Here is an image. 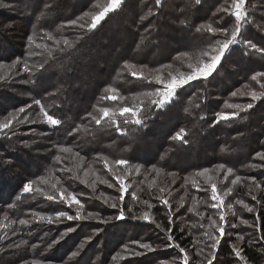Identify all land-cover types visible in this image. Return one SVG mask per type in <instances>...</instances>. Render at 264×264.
Instances as JSON below:
<instances>
[{"label":"trees","instance_id":"16d2710c","mask_svg":"<svg viewBox=\"0 0 264 264\" xmlns=\"http://www.w3.org/2000/svg\"><path fill=\"white\" fill-rule=\"evenodd\" d=\"M108 1L0 0L8 5L0 7L1 21L16 16V21L13 19L8 27L7 40L10 42L4 40L9 47L8 59L0 53V61L6 60L10 64L18 60L24 86L31 93L23 99H13L7 88L19 83L0 78V97L11 102L1 106L0 123L9 112L23 107L22 101L27 100V106L34 99L41 100L46 111L61 120L60 125L48 124L45 117L36 115L39 106L32 105L27 112L31 113L29 120L35 119L34 124L39 126L38 134H35L37 139L19 130L15 135L9 131L8 140L0 137V159L5 161H0V220L9 221L2 228L6 231L2 236L5 238L0 240L9 248L4 252L11 251L13 255L14 249L19 252L20 247L10 248L8 245L26 241L22 246L25 254L15 258L27 260L26 264H120L121 259L115 255L126 251L129 240L132 241L129 247L136 249H141L134 243L136 241L168 242L154 239L152 230L156 225L174 237L171 243L192 251L193 264H198V244L193 232L201 226L190 227L189 222L194 218L181 219L184 213L176 215L174 209L182 210L185 201L181 197L185 195L186 199L201 197L204 203L210 204L206 191L199 194L186 182L195 168L206 164L204 159L199 160H202V150L209 145L219 158L216 163L225 167L220 171L224 187L235 186L239 192V185L246 183V177L261 181L260 187L253 191L260 203L250 198V206L255 208L249 215L254 220L256 239L244 236L237 249H242L247 264H264V241L259 240L264 234V167L258 172L252 167L262 163L255 153L263 150L264 97L245 111L241 106L235 107L241 105L243 99L232 97L230 93L233 85L247 82L255 72L264 71V54L252 51L244 44L245 40H250L264 48V0H245L247 18L241 22L238 42L230 47L218 68L208 78H200L179 88L172 100L164 105L152 103L160 100V96L146 95L161 93L165 89L158 82L157 75H162L167 82L173 72L170 74L164 67L171 64L180 70L187 67L186 61L176 58L180 53L196 59L195 64L205 59L202 51L217 47V40L225 38L222 33L210 32L208 26L227 27L229 32L235 26V18L223 11L232 0H199L198 3L196 0H162V6H157L155 0H123L117 11L89 31L87 26L92 15L107 6ZM29 3H34L32 8ZM12 7L17 12L13 13ZM71 20H77L78 24L70 25ZM79 24L85 27L81 28ZM201 25L204 28L197 31ZM48 35L53 39H47ZM30 36L33 42H29ZM64 39L69 41L68 45L63 43ZM19 40H22L21 49L15 50L14 41ZM57 40L59 44H56ZM25 64L30 71L23 70ZM40 64H44L43 69ZM152 70L153 73L148 75ZM133 72L136 76L132 75ZM111 95H116L117 100L106 98ZM104 107L111 110L109 117H102L100 109ZM121 107L139 108L140 111L135 116L131 113L121 116ZM89 113L101 118V123L97 125ZM218 113L238 115L220 120ZM23 115L14 119L13 124ZM136 119H140L141 124H136ZM181 130L183 139H175ZM35 140H41V143ZM27 143L32 144L28 147L30 150L37 152V156L27 153V160L34 158L35 167L28 165L26 159L22 166H14L13 159L22 160L19 151L26 152ZM62 148L71 151L64 152ZM56 156H60L59 161ZM121 159H126L128 164L117 166L115 162ZM182 160H194V164L189 169L177 168V163ZM111 164H115V168ZM12 166L13 172L10 171ZM228 168L233 170L232 173H226ZM117 171L122 173L116 174ZM236 176L241 180L232 184ZM116 177L129 185L121 202L109 187L112 184L118 190ZM102 179L108 183L104 184ZM29 181H34L33 191L25 193L23 186ZM88 184L95 187L94 193L88 189ZM178 187L179 190L174 191ZM185 187L187 194L183 195ZM62 191L65 195H77L82 202L85 200L84 210L61 201ZM81 192L86 198L81 197ZM133 194L138 199L134 200ZM49 195L54 199L49 200ZM165 199L174 213L171 216L162 203ZM113 202L118 207L109 213L108 207ZM120 207L125 212L123 220L111 219L106 223L97 219L60 218L59 223L48 220V217L55 220L59 211L75 216L78 210L81 216L91 212L99 213L102 219L115 217ZM128 208L132 209L131 213ZM211 212L208 206V214H199L202 217L200 223L204 225L202 229L215 227L211 223L215 219L208 218ZM145 213L148 220L133 218ZM178 216L179 220H176ZM21 219L29 223L21 225ZM227 219L230 222L224 224L225 233L235 229L230 226L232 224L239 227L233 231L236 234L245 230L238 224L239 216ZM69 228L75 230L68 232ZM205 240L204 248L208 252L211 242ZM235 241L234 236L221 238L214 253L218 260H213V264H237L231 246ZM82 244L83 248L80 247ZM172 248L179 252L178 248ZM78 249L79 254L70 259L72 252ZM10 258L5 256L0 260L6 264Z\"/></svg>","mask_w":264,"mask_h":264},{"label":"rangeland","instance_id":"374dc122","mask_svg":"<svg viewBox=\"0 0 264 264\" xmlns=\"http://www.w3.org/2000/svg\"><path fill=\"white\" fill-rule=\"evenodd\" d=\"M34 3H29V7L32 8V4H34ZM108 3H109V1H108ZM26 7H28V4H26ZM12 9H13V13L17 12L16 8L12 7ZM15 17L16 16H14L13 18H10V17L9 18H4L3 17L4 21H1V19H0V51H1L0 53H1L2 56L6 57V59H8L7 56L9 54L7 53V50H8L9 47L4 42V40L9 39L8 36H7L8 35L7 32L9 31L8 27L13 22L12 20L13 19L15 20ZM24 23H26V21H24ZM17 24L19 25V23H17ZM26 25H27V27H29L28 23H26ZM229 34H230V32H229ZM8 42H10V41H8ZM14 43H15V50L21 49L22 40H19L18 42L14 41ZM214 48H216V46L209 47L208 50H203L202 52H205V54H206L205 55V59H200L198 64H195V62H196L195 60L196 59H194L193 57H189L186 54L181 56V53L179 55H177L176 58H179L178 60H180L182 62H185V61L187 62V67H184L183 70H180L179 68L175 67V64L174 65L171 64L170 65L171 67H164V69H167L168 71H170V74H171V72H173L171 74L172 76L170 77V80L173 77H179L181 74H187V73H190L191 71H193L198 65H200L201 61H204V60H207V59L210 58ZM153 70H155V69H153ZM153 70L148 75L152 74ZM155 71L157 72V70H155ZM139 73H141V72L139 71ZM161 76L157 75V78L159 77L161 79H164V77H161ZM165 76L168 77L169 75H165ZM0 78H3V79L10 78V79L14 80L13 81L14 83H17V82L19 83V85H14V86L12 85V87L7 88L9 96L12 97L13 99H17V98L23 99V97L31 94V93H29L30 92L29 89H27L24 86V84H25V82L23 81L24 76L22 74L21 66H20L18 60L17 61H13V63H10V64L7 63L6 60L4 62L0 61ZM190 82H192V81H190ZM260 82L264 83V77L260 78ZM183 86L184 85L180 86L179 88H181ZM179 88H177L175 90V92H174L172 97L160 96V100L161 99L164 100V103L160 104V105H164V104L169 103L172 100V98L174 97L176 91ZM232 88H233V90L230 92L231 95H232L233 92L237 93L235 96L232 95V97H241L243 99V102L241 103V105H239V107L241 106L240 108H245L248 103L254 104L255 102H258V101H260L263 98L262 97L260 100H256V101L252 100L251 92L253 90H255L257 93H260V92H264V89H261L259 83H257L256 81H253L251 78L247 82H243L241 84L233 85ZM164 92H165V89L162 90L161 93H164ZM4 99H5V97L4 98L2 96L0 97V108H1V106H7V105H9L11 103L10 101H8V100L5 101ZM22 102H23V107L26 106L27 100H24ZM15 110L13 112H15ZM13 129H14V131L19 130L22 134H32V138L33 139H37L35 134H38L39 126L37 124H34V123H27V122L20 123L19 120H18V122L13 124ZM8 132L9 131H7L6 133H0V135H1L0 137H2V136L6 137V139L8 140V138L10 137V135H9L10 133H8ZM35 142L41 143V140H39V141L35 140ZM261 142L263 143V144H261V146H263V150L262 151H264V139H262ZM30 145H32V144L31 143L25 144V147H27V148L24 149V150H26V152H23L22 150L19 151V155L18 156H22V158L20 157L22 160H19V158L18 159H13V161L15 162L14 166H22L24 164L25 159L27 160V158H28L27 153L28 154L31 153L33 156H37V152L32 151V150H30V148H28V147H30ZM202 151H203L202 160H199V161H203V159H204V162H206V164L204 166L195 168L194 171L192 172V174L189 175V177L186 179L187 180L186 182H188L187 184H188L189 187L193 188L194 191H197L199 194L203 193L204 191H206L208 193L207 197H208V199L210 201V204L207 205L206 203H204V200L201 199L200 196H199L200 199L199 198H194L192 196H190L189 199H186L187 195H185V196L181 197V200L185 201V206L182 208L181 211H179L178 208H175L174 211L176 212V215L180 214V212H183L184 216L180 217L181 219H183V217L185 218V217L192 216L194 218V220H191L189 222L190 227L191 226L194 227V226H197V225L200 226L201 225L200 222L202 221L201 220L202 217L199 214L200 213L201 214H203V213L208 214L207 213V208L209 206V208L213 212H211V214H210V216L208 218L211 217V219L213 218V219L217 220L218 223H223V225H224L228 221L227 217L230 218L232 216H239L238 224H240V228L243 227L245 229V230L240 231L241 232L240 235L249 236L250 239H253V240L256 239V235L253 233L254 232L253 231V227H249L248 225L241 223V220H248L249 223L252 224V223H254V220H251L252 218H250V215H249L250 213L247 212V210L243 207L242 204L236 203L237 200H243L244 203H247V204L251 205V201H250L251 200L250 199L251 196L248 193L251 190V192L253 194V191L257 188L256 185L254 183H252L250 180L246 179V183L245 182H241V184L239 185L240 186V191L239 192H237L235 190V186L234 187L228 186L227 188L224 187L223 186V184H224L223 180L224 179L221 176V174H220L221 172L220 171L224 170L225 167L223 169H219L217 167L218 165H223V164L216 163V158H218V157L213 154V152L210 149L209 145L207 146V148H205V150H202ZM259 152H261V151H259ZM33 159L34 158L27 160V162H28L27 164L31 165V167H33V166L35 167V163L32 161ZM0 161L1 162H5L4 159H0ZM193 161L194 160H189V161L182 160L181 162L177 163L178 164L177 168H180V169L188 168L189 169L190 168L189 166L194 164ZM9 163L10 162L7 161V164H9ZM14 166L11 167L12 168L10 170L11 172L14 171L13 170ZM121 166H125V165H121ZM111 167L115 168V164L114 165L111 164ZM253 168H254V170L256 172H258L257 170L260 167H253ZM205 169L208 170L206 173L204 171ZM106 171H108V170H106ZM225 171L227 173L226 169H225ZM121 173H122L121 171H117L116 172V174H121ZM111 174H112V172H111ZM99 180H101V179H99ZM103 181H104V179H102V182ZM256 182L259 183V185H260L261 181L259 179H256ZM124 183H125V186L128 188V186H129L128 182L125 181ZM104 184H106V183H104ZM204 184H206V185H204ZM212 184H215L217 186V194L220 195L221 198L224 201L223 205H221L219 210L214 209V208L211 207V204L214 202L211 199V196H212L211 185ZM89 185L90 184L87 185L88 189L91 188L90 190L94 193L95 187L89 186ZM245 185H247V186H245ZM203 186H205V187H203ZM118 188H119V186H118ZM229 188L232 189V192L230 194L225 195V193L227 192V189H229ZM110 189L113 192H115V194H117L118 196L121 195V193L117 190V188L110 187ZM178 190H179V187L177 189H174V191H178ZM186 192H187V188L183 192V195L187 194ZM84 196H85V194L83 192H81V197L82 198H86ZM100 196H103V195L100 194ZM105 197H107V196H105ZM79 200L81 201V199H79ZM104 200H105V198H104ZM119 202H121V201L119 200ZM85 203H86L85 200H84V202L81 201L82 207L80 205H75V204H73V205H75L76 208L79 209V210H82V209L84 210V204ZM229 204H231L230 208L228 207ZM108 212L112 213L113 212V208L112 207H108ZM221 212L225 216V221L224 222H220L219 221V215L221 214ZM242 214H245V215H243L244 216L243 218H240V216ZM179 216L177 217L176 220H179ZM139 217H142V216H139ZM7 222H9V221H6L5 219H1L0 220V236L1 237L6 234V231H2V228L4 227V225L7 224ZM228 222H230V220ZM203 227H204V225H203ZM236 228H239V227L236 225L235 229ZM162 229L163 228H161L159 226L156 227V225H153L152 233H153L154 239H156V240L157 239L158 240L161 239L163 241L167 240L168 232L164 231ZM235 229L229 230L228 232L225 233V235H227V236H234L236 238V241L231 245L232 248H234V247L237 248L238 245L241 242L238 239L239 234H236V233L233 232ZM193 233H194V240L196 241V244H198L197 245L196 254H197V252H199V250L201 248H203L204 252H205V255H207L209 253V251L206 252V250L204 248V244L207 243V240H205V238L208 239V236H206L205 233H209L211 235L218 236L219 235L218 229L216 228V226L213 227L212 229L210 227L209 230L208 229H204V228L202 229V227H199V230L196 231V232H193ZM128 240H129V238H128ZM131 242L132 241H130V240L128 241L127 246H126V248H127L126 251L117 253L115 255V257H118V258L121 259L120 264H181V261H180L179 257L182 254L177 252L172 247H166L165 246V245L170 243L169 241L167 243H163L162 242L161 244L153 242V244H151V245L155 249L154 251H146L145 249H142V248L141 249H136V248L131 247V246L129 247ZM208 242L210 243L211 241L208 240ZM19 244H20L19 252H21V253H19L18 250L16 251L14 249V252H13V255H12L11 251L6 253L9 248H7V246L5 247L4 244L2 242H0V258H4L5 256L9 257V258L11 257L10 260H8V262L6 264H26L27 263V260L26 261H24V260H15V258L20 256L22 253L25 254L24 253V247H22L23 244L22 243H19ZM157 246H159V247H157ZM15 248H17V247H15ZM4 251H6V252H4ZM133 251H138V252H141L143 254L142 255H132L131 253ZM187 251H188V254H189L190 258H191V264H193V256H192L193 252L190 251V250H187ZM215 251H216V248L215 249H211L212 254H214ZM2 252H4V253H2ZM27 255L28 256L30 255L29 252L27 253ZM205 255H198L199 256L198 264L202 263V262L204 264H207V261L205 259ZM234 255H235V253H234ZM214 256H215L214 260H218V258L216 257L215 254H214ZM162 257H165V259H161ZM236 258H237L236 259L237 260V264L238 263L243 264V262L238 257H236ZM0 264H2V260H0ZM42 264H57V263H55V262H44Z\"/></svg>","mask_w":264,"mask_h":264},{"label":"snow or ice","instance_id":"6c2138e0","mask_svg":"<svg viewBox=\"0 0 264 264\" xmlns=\"http://www.w3.org/2000/svg\"><path fill=\"white\" fill-rule=\"evenodd\" d=\"M196 2L198 3L199 0H196ZM123 3V0H109V3L107 4V6L103 7V9L99 12H96L94 15H92L91 18V23L87 26L88 30H94L97 28V26L100 24L101 21H104L106 18L109 17L110 13H113L115 11H117V9H119L121 7ZM155 4L157 6H162V0H155ZM8 5H4L2 3H0V7H7ZM223 11L225 13H228V15L233 16L235 18V26L232 28L230 34H229V29L227 27H217V28H212L211 25L208 26V30L210 32H212L213 34L215 33H222L224 35V39L223 40H217V47L213 49L212 55L210 56L209 59L201 61L200 65H198L193 71H191L190 73L187 74H181L179 77H173L170 81L165 82L164 79L161 78H157L158 82L164 85L165 88V92L164 93H160L159 91L155 92V93H148L146 95H156V96H164V97H172L175 90L177 88H179L182 85H186L188 84L190 81H194L200 78H208L217 68L218 66L221 64L222 59L225 57V54L228 52V50L230 49V47L234 44H236L238 42V37L241 34V28H242V24L241 22L246 20V5H245V0H232V3L229 5V7L224 8ZM85 15H88V13H85ZM69 24L72 26H76L78 24L77 20H71L69 21ZM81 28H84L85 25L83 24H79L78 25ZM204 28V25H201L200 28L197 29V31H201ZM29 42H33V38L30 36L29 38ZM47 39L52 40L53 37L51 35L47 36ZM56 44H59L60 41L57 40L55 41ZM63 43L65 45L69 44V41L67 39H64ZM245 46L255 52L264 54V48L258 47L255 43H252L250 40H245L244 41ZM36 47H41V45H36ZM46 47V46H45ZM51 54V53H49ZM184 53H181V56H183ZM206 55V54H205ZM167 67H171L170 65ZM40 68H44V64H40ZM24 71H30L29 67L27 64L24 65L23 68ZM133 76H136V73L133 72L132 73ZM264 77V71H257L255 72L254 75H252L251 79L253 81H256L257 83H259L260 88L264 89V83L260 82V78ZM237 93L233 92L232 95L235 96ZM262 97H264V92H260L257 93L255 90H253L251 92V98L253 101L256 100H260ZM107 99H110L112 101H116L117 100V96L116 95H111L109 97H106ZM153 104H163L164 100H153L152 101ZM32 105H37L39 106V112L36 113V115H42L43 117H45L46 122L48 124H51L53 126L56 125H60L61 124V120L58 118H55L54 115H51L48 113V111H46L45 107L43 106V104L41 103V100L39 99H34L32 104L27 105L26 107H20L18 109L15 110V112H9L7 114V117L5 118L4 122L0 123V133H6L7 131H11L12 135H15V131L13 130V120L17 119L20 114H25L23 115L22 119L19 120L20 123H35L36 120L32 119L29 120V116L31 115V113L27 112V109L32 108ZM253 104L252 103H248L246 105V107L243 110H248V109H252L253 108ZM235 107H239V105H236ZM101 113H102V117H109L110 115V109L107 107H104L102 109H100ZM140 111L139 108H132V107H121L119 109V114L121 116L127 114V113H131L132 115H136V113ZM113 115H115V113H112ZM90 116H92L91 113H89ZM218 119L220 120H228L230 118H232V116L238 115V113H233L231 114V116L223 114V113H218ZM92 119L95 120V123L97 125H99L101 123V118H97L96 116H92ZM113 123H115V121H113ZM136 124H141V120L140 119H136L135 120ZM117 127H119L117 125ZM175 139H183V130H181L180 133H177L176 137H174ZM61 151L64 152H70L71 149L68 148H62ZM77 155H79L77 153ZM255 157L258 158L259 161H261L262 163L259 165H252V167H264V151L261 152H256L255 153ZM55 159L57 161L60 160V156H56ZM107 163V162H105ZM117 165H127L128 161L126 159H121L115 162ZM219 169H223L224 165H218L217 166ZM139 169H137L138 171ZM205 173L208 171L207 169L204 170ZM232 169L228 168L227 169V173H232ZM227 178V177H226ZM245 179L250 180L252 183H254L256 185L257 188H259V183L256 182V178L255 177H246ZM117 182L119 183V188L118 191L121 193V195L119 196V200L123 201L125 198V193H127L128 189L125 186V183L123 181V179H121L120 177H116ZM241 180L240 176H236V178L231 182L232 184H236L237 182H239ZM33 183L34 181H29L27 183L24 184L23 186V190L25 193H30L33 191ZM103 183H108V181H103ZM92 186V185H89ZM112 184H109V187H112ZM53 187H55L53 185ZM39 190V189H37ZM232 192V189L229 188L227 189V192L225 193V195L230 194ZM211 199L212 201H214L211 204V207L214 209L219 210L221 205H223L224 201L221 198L220 195L217 194V186L215 184L211 185ZM251 196V199L253 201H256V203H260L259 200H257L256 195H253L251 190L248 193ZM132 198L138 199V197L133 194ZM49 200H53L54 197L49 195L48 196ZM60 200L63 202H66L69 206H72L73 204L75 205H81V201L77 198V195L73 194V193H67V195L64 194V192H61V196H60ZM108 201L105 200V203H107ZM147 203V202H145ZM162 203L165 205L166 209H167V214L169 216L173 215L174 213L171 210V205L169 204L168 200H163ZM236 203L238 204H242L243 207L247 210V212L249 213H253L255 211L254 206H250L247 203H244L243 200H237ZM151 207V205H149ZM112 208H117L118 205L117 203L113 202L111 204ZM228 207H231V204L228 205ZM127 211L129 213L132 212L131 208H128ZM56 219L53 220L52 217H48L49 222H56L59 223L61 222L60 218H65L67 220H78V219H97L100 220L103 223H106L108 220L111 219H117V220H123L125 218V212H124V208L120 207V211L119 214L115 217H107V218H101L99 213H88L87 216H81L80 211L78 210L76 215H69L68 212L66 211H59L55 214ZM135 219H145L148 220L149 217L147 215V213H145L142 217H133ZM41 219H43V217H41ZM211 220V217L209 218ZM219 221L220 222H224L225 221V216L223 215V213L221 212V214L219 215ZM29 221L21 219L19 220V224L21 225H25L28 224ZM171 223V221H170ZM211 223L213 225L216 226V228L218 229L219 235H211L209 233H205L206 236H208V239L211 241V243L208 245L209 248V253L207 255H205L204 249L201 248L199 250V252H197V255H205V259L207 261V264H213V260L215 259L214 254H212L211 249H215L218 247L221 238L225 235V230H224V225L223 223H219L217 224V222L215 220H211ZM242 224H246L249 227H254V224H250L248 220H241ZM201 227H203V224L200 225ZM231 227L235 228L236 225L232 224ZM75 229L73 228H69L68 232H72ZM5 237H0V240H3ZM238 239L240 241L244 240V236L243 235H239ZM167 240L170 242L169 244L165 245L166 247H176L179 249V253L182 254L180 255L179 259L181 261V264H191V258L188 254V251L184 248L181 247L179 244H174L171 243L174 241V237L169 234L167 236ZM259 240L260 241H264V234L259 236ZM21 243H27L26 241H21ZM138 245L139 248L145 249L146 251H154L155 249L152 247L151 243H146V242H139L136 241L134 242ZM8 247H20V244H10L8 245ZM81 248H83V244L80 246ZM159 247V246H157ZM264 250V249H262ZM80 249H78L77 251L72 252L71 254V258L76 257L79 254ZM233 251L235 253V256L238 257L241 261H243V264H247V260L244 258V256L242 255V249H237V248H233ZM132 255H142L143 253L138 252V251H133L131 253Z\"/></svg>","mask_w":264,"mask_h":264}]
</instances>
